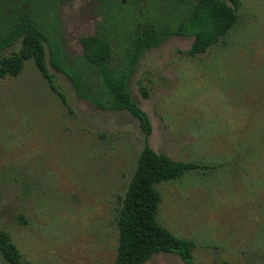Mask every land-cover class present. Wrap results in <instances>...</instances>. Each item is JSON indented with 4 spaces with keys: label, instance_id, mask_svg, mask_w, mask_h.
I'll return each instance as SVG.
<instances>
[{
    "label": "rangeland",
    "instance_id": "rangeland-1",
    "mask_svg": "<svg viewBox=\"0 0 264 264\" xmlns=\"http://www.w3.org/2000/svg\"><path fill=\"white\" fill-rule=\"evenodd\" d=\"M184 2L0 0V30L33 9L73 65L81 37L170 24ZM236 14L202 55H187L191 38L167 37L144 52L127 83L149 119V147L201 167L157 185L156 220L195 243L193 264H264V0H238ZM19 48L20 39L0 59ZM47 67L67 106L32 60L0 78V230L29 264H114L119 201L144 133L128 112L99 110ZM145 264L186 263L159 253Z\"/></svg>",
    "mask_w": 264,
    "mask_h": 264
},
{
    "label": "trees",
    "instance_id": "trees-1",
    "mask_svg": "<svg viewBox=\"0 0 264 264\" xmlns=\"http://www.w3.org/2000/svg\"><path fill=\"white\" fill-rule=\"evenodd\" d=\"M229 1L232 7L224 0H185V11L174 22L163 26L147 25L129 36L124 32L123 35L112 34L99 29L95 34L79 39L82 55L73 65L66 60L62 42L57 38L49 41L44 24L33 9L10 15L1 27L0 51L19 39L20 48L0 59V78L19 75L24 63L32 60L50 89L67 106L65 95L53 83L48 63L72 83L79 98L88 100L101 111L128 112L137 119L144 133V147L127 190L119 201L114 264H145L159 253L176 254L184 263L193 264L195 243L175 237L156 220L161 202L157 185L178 180L201 167L196 162L174 161L149 147V119L132 100L127 83L144 52L160 46L169 36L192 39L188 56L205 54L228 34L238 19V0ZM0 255L7 264H29L3 230H0Z\"/></svg>",
    "mask_w": 264,
    "mask_h": 264
}]
</instances>
